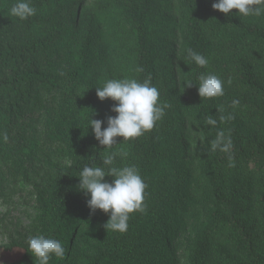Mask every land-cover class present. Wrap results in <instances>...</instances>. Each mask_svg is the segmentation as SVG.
I'll return each instance as SVG.
<instances>
[{
  "label": "trees",
  "instance_id": "obj_1",
  "mask_svg": "<svg viewBox=\"0 0 264 264\" xmlns=\"http://www.w3.org/2000/svg\"><path fill=\"white\" fill-rule=\"evenodd\" d=\"M14 2L0 0V156L8 144L2 134L11 133L9 120L43 110L46 94L61 88V76L53 71L61 53L57 44L67 35L73 42L59 125L71 163L57 167L53 195L39 193L45 206L39 234L58 239L66 250L63 259L53 256L49 264H178L170 244H177L191 194L188 153L179 141L190 124L198 123L212 210L189 254L190 264H264V15L239 17L236 9L225 15L212 8L214 0H31L36 14L20 20L10 15ZM105 13L113 14L108 36L101 22ZM106 38L125 55L131 70L127 78L150 79L159 102L168 105L151 131L127 141L117 137L110 149L87 129L92 112V118L106 121L97 111L105 104L95 96L96 75L113 58ZM188 49L207 57L208 66L198 67ZM201 73L219 76L224 95L202 99L197 85L185 86ZM84 85L86 98L74 92ZM187 91L195 103L183 102ZM107 101L108 114L116 115L114 102ZM209 116L216 125L206 123ZM220 132L231 140L227 153L211 147ZM116 150L127 155L112 166L134 165L147 185L145 211L131 213L123 233L98 229L99 245L88 255L78 248L74 229L90 223L95 213L78 189L77 176L86 165L102 166V158ZM15 263L35 264L27 246Z\"/></svg>",
  "mask_w": 264,
  "mask_h": 264
},
{
  "label": "rangeland",
  "instance_id": "obj_2",
  "mask_svg": "<svg viewBox=\"0 0 264 264\" xmlns=\"http://www.w3.org/2000/svg\"><path fill=\"white\" fill-rule=\"evenodd\" d=\"M43 5L44 3L40 4V9H43ZM112 19L111 13H105L101 18L107 36L113 30ZM184 32L183 24L179 32L180 38L184 37ZM110 40L106 38L105 45L109 47L108 51L113 58L111 63L96 75V87L102 86L108 79H125L131 71L125 55L120 53V48H113ZM72 44L71 35L62 38L57 44L61 53L56 57L53 71L61 76L59 81L61 88L46 94L44 109L35 111L31 117L24 114L9 120L11 133L6 150L0 156V264H16V261L7 263L5 253L14 247H20L15 250V254L21 257L27 246L26 238L39 234L45 208L39 193L46 191L49 196L53 195L56 191L57 167L71 163L59 125L62 121V106L67 95L65 85L70 81L67 73L73 68L74 55L70 50ZM84 83L86 85L88 81L84 80ZM85 85L78 86L76 91L74 89L77 96L86 98L88 88ZM95 96L101 101L96 92ZM182 99L187 104L196 102L195 95L190 91H187ZM107 100L101 101L105 105L97 108L100 117L105 119L109 116ZM179 147L187 149L188 154L184 161L191 174V194L189 206L183 216L182 231L178 236L177 244H170L172 247L170 249H173L178 264H190L189 254L202 224L206 222L212 210L211 200L207 195L209 180L205 173L204 147L199 123L190 124L186 138L179 141ZM107 217L108 214L97 210L93 220L90 218V223L86 221L74 229H77L78 248L85 249L88 255L92 254L99 245L96 231H100L98 230L100 228L105 229ZM10 245L13 247L9 248Z\"/></svg>",
  "mask_w": 264,
  "mask_h": 264
},
{
  "label": "clouds",
  "instance_id": "obj_3",
  "mask_svg": "<svg viewBox=\"0 0 264 264\" xmlns=\"http://www.w3.org/2000/svg\"><path fill=\"white\" fill-rule=\"evenodd\" d=\"M214 10H219L225 15H232L231 10H238L235 14L239 17H260L264 15V0H214ZM10 15L20 20L34 16L37 9L32 6L31 0H15L10 8ZM190 59L201 68L208 66L209 60L204 55L187 50ZM197 85L198 95L203 98H214L224 95L222 79L213 73H201L196 82L187 81L185 86ZM96 95L101 100L111 99L114 103L111 111L116 115H109L105 120L94 119L92 114L88 120L87 129L90 127L95 139L103 148H112L116 138L122 137L124 141L142 136L151 131L156 122L165 115L167 104L159 102V90L151 84L150 79L139 82L134 78L108 79L102 86L96 87ZM239 102L234 100L232 105ZM221 112L223 109H219ZM224 119L223 116L220 118ZM106 127L102 128V124ZM206 123L216 125L217 120L211 116L206 118ZM2 139L7 142L8 136L2 134ZM213 150L219 149L229 152L230 138L220 132L212 142ZM120 150L113 151L102 158V166H84L77 176L78 189L87 197L86 204L90 213L102 210L109 215L104 227L114 232H125L128 229L130 214L145 211V189L147 187L139 170L134 165L113 167L117 157L126 156ZM229 166H234L231 155L228 157ZM106 176L113 179L109 182ZM27 251L35 258V264H49L53 256L58 259L65 257V247L58 239L43 234L31 235L26 238Z\"/></svg>",
  "mask_w": 264,
  "mask_h": 264
},
{
  "label": "crops",
  "instance_id": "obj_4",
  "mask_svg": "<svg viewBox=\"0 0 264 264\" xmlns=\"http://www.w3.org/2000/svg\"><path fill=\"white\" fill-rule=\"evenodd\" d=\"M16 249H20V247H14L12 250L5 253V259L8 260L7 263L8 262L10 263L11 261H18L22 258L23 254L21 255V257H18L15 254ZM23 253H24V251H23Z\"/></svg>",
  "mask_w": 264,
  "mask_h": 264
}]
</instances>
